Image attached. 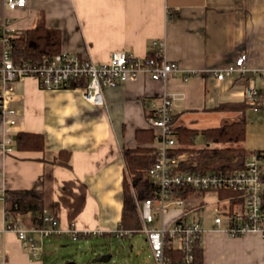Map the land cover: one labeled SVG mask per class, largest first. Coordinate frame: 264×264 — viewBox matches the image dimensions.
Returning <instances> with one entry per match:
<instances>
[{
	"label": "crops",
	"instance_id": "obj_1",
	"mask_svg": "<svg viewBox=\"0 0 264 264\" xmlns=\"http://www.w3.org/2000/svg\"><path fill=\"white\" fill-rule=\"evenodd\" d=\"M40 12L49 27L61 29L62 51L103 63L118 49L149 55L154 40L160 39L166 42L167 59L181 67L165 81L141 73L107 87L104 104L86 99L81 81L61 89H45L35 77L16 83L11 101L15 125L6 130L0 120V139L10 134L13 143L10 152L0 149V192L3 187L41 190L44 210L54 213L62 228L52 238L70 236L73 229L77 237L119 235L115 231L120 229L123 209L124 149L155 148L156 139L141 142L136 134L149 129L155 135L148 116L165 92L180 94L173 105L175 129L203 130L239 120L242 111L216 107L247 102L249 83L258 88L261 99L257 110L247 102L246 118L250 111L264 110V0H27L25 7L14 10L0 0V25L8 22L17 35L33 28ZM2 52L0 42V58ZM241 53L249 56L248 73L218 79L216 70L234 65ZM258 119L264 122V113ZM19 131L42 133L44 148H16L13 137ZM177 141L178 150L182 145ZM214 143L207 138L199 148ZM61 150L70 151L69 165L61 162ZM262 160L264 164L263 156ZM205 205L196 201L171 210L166 222L176 220L182 211L188 220L192 212L197 215L192 219H205L200 215ZM23 218L30 226L35 223L31 210ZM203 248L205 264H264L261 237H230L215 230L210 219ZM0 249L8 255L5 264H43V254L33 257L14 232L4 230L1 218Z\"/></svg>",
	"mask_w": 264,
	"mask_h": 264
},
{
	"label": "built area",
	"instance_id": "obj_2",
	"mask_svg": "<svg viewBox=\"0 0 264 264\" xmlns=\"http://www.w3.org/2000/svg\"><path fill=\"white\" fill-rule=\"evenodd\" d=\"M26 3L27 0H6L11 10L25 7ZM15 35L8 22L0 25V42L3 45L0 58V120L6 130H10L16 122V109L11 106L17 93L16 83L27 77L37 78L45 89L68 88L77 81H85L81 87L86 99L104 104V91L107 87L129 81L141 73L152 79L165 81L181 70L177 62L167 59L166 42L160 39L153 42L155 55L138 56L126 49H118L112 52L107 62L97 63L70 51L46 56L42 61L16 57L12 46V37ZM248 58L247 53H241L234 65L216 70L217 78L222 80L234 74L246 75L250 70ZM179 97L177 92H165L162 101L153 105V112L148 116L149 125L155 129L157 150L156 161L149 174L158 189L156 197L137 200V206L142 222L139 231L147 236L153 264H170L165 254L167 243L183 251V264H188L193 259L195 243L203 244L206 230V219L203 217L188 220L182 211L174 220L173 227L165 219L170 206H184L185 199L180 195L187 189L217 192L220 202L212 219L215 230L224 231L234 238L252 234L264 240L262 154L258 150L249 151L244 166L228 172L184 169V166L192 163L193 153L177 150L173 105ZM245 99L255 110L258 109L261 96L254 83H249L246 87ZM0 149L3 152L12 151L10 134L0 139ZM223 191L224 195L221 194ZM6 192L4 187L0 192V218L4 223V230L14 232L32 256L38 257L42 253L45 239L62 233L59 219L45 209L41 223L28 225L23 218L24 212H14L7 207ZM71 232L72 236L77 237L76 230ZM115 233L124 236L129 231L120 228ZM7 259V253L0 249V264H5Z\"/></svg>",
	"mask_w": 264,
	"mask_h": 264
},
{
	"label": "trees",
	"instance_id": "obj_3",
	"mask_svg": "<svg viewBox=\"0 0 264 264\" xmlns=\"http://www.w3.org/2000/svg\"><path fill=\"white\" fill-rule=\"evenodd\" d=\"M12 46L16 57H24L30 61H42L44 57L62 51V31L59 28L49 27L44 13L40 12V17L33 28L12 37ZM155 54V50L149 53V55ZM79 83L77 81L73 84ZM81 83H85V81H81ZM248 107L247 102L220 104L216 110L242 111L244 113L239 120L222 126L203 130L185 126L177 127L175 129L176 137L182 145L178 150H187L193 153L192 163L184 166V169L228 172L242 168L249 152L244 146L248 123L245 112ZM199 134L205 135L217 145L196 147V137ZM136 136L141 142H151L156 139L153 131L149 129L138 130ZM13 140L14 146L19 149H43L45 144L44 135L38 132L19 131L14 135ZM258 151L264 157V149ZM59 156L62 163L69 165L70 151L61 150ZM124 157L127 170L123 179V209L119 228L129 231L128 234H131L139 232L142 227L137 200L144 201L157 196L158 187L149 174L150 168L156 161L157 150L154 147L126 148ZM193 192V190L187 189L180 196L187 199ZM221 194L224 195L225 192L223 191ZM6 204L14 212L33 211L35 223H41L43 210L46 207L44 194L38 189H9L6 192ZM165 254L170 264H183L184 253L179 247L167 243ZM192 255L193 259L188 264H205L203 244L196 242Z\"/></svg>",
	"mask_w": 264,
	"mask_h": 264
},
{
	"label": "rangeland",
	"instance_id": "obj_4",
	"mask_svg": "<svg viewBox=\"0 0 264 264\" xmlns=\"http://www.w3.org/2000/svg\"><path fill=\"white\" fill-rule=\"evenodd\" d=\"M264 110L254 113L250 111L247 117V138L244 145L248 151L264 148V122H260L259 115ZM207 138L203 134L197 137V146H205ZM214 143L212 146H216ZM129 175V174H128ZM184 208L189 207L196 201H204L206 205L200 215L212 221L217 212L220 202L217 192L194 191L184 200ZM180 207V208H183ZM177 205H172L167 209L166 215L171 210H178ZM197 217L195 212L189 216L190 219ZM173 220L169 226L173 227ZM43 264H153L151 248L144 232H135L126 236L121 235H90L80 236H60L45 239L42 250ZM110 255L108 261L100 260L104 255Z\"/></svg>",
	"mask_w": 264,
	"mask_h": 264
},
{
	"label": "water",
	"instance_id": "obj_5",
	"mask_svg": "<svg viewBox=\"0 0 264 264\" xmlns=\"http://www.w3.org/2000/svg\"><path fill=\"white\" fill-rule=\"evenodd\" d=\"M110 258H111V256L106 254L104 256H101L99 259L103 260V261H108V260H110ZM71 264H74V263H71Z\"/></svg>",
	"mask_w": 264,
	"mask_h": 264
}]
</instances>
